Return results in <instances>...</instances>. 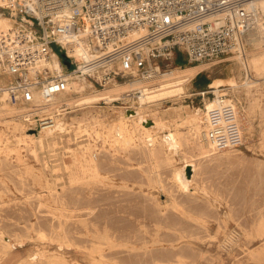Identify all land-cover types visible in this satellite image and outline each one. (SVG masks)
Instances as JSON below:
<instances>
[{"label":"rangeland","instance_id":"1","mask_svg":"<svg viewBox=\"0 0 264 264\" xmlns=\"http://www.w3.org/2000/svg\"><path fill=\"white\" fill-rule=\"evenodd\" d=\"M250 47L247 43L246 50ZM233 56L191 63L183 50L175 51L171 69L201 63L208 68L180 92L143 107L144 119L159 123L158 135L173 129L169 122L176 107L192 114L216 98V89L245 109L249 123H241L239 143L209 158L195 157L192 180L183 173L182 154L172 155L178 151L173 142L166 149L160 139L154 151L141 131L123 130L115 138L120 119L133 123L117 100L59 112L57 123L66 119L69 130L44 147L20 140L25 127H37L17 117L0 119V255L6 239L14 244L13 258L0 264L17 259L25 264H264V53L251 65L252 78L259 80L251 87L241 84L246 71ZM64 65L68 73L72 67ZM78 75L85 87L76 84L58 96L62 102L130 81L118 78L104 86ZM233 78L239 86H231ZM17 109L10 104L7 119ZM78 124L87 130L81 132ZM80 145L91 146L81 154L85 163L94 157L98 172L73 162ZM192 151L185 148L189 155ZM177 174L187 185H180Z\"/></svg>","mask_w":264,"mask_h":264},{"label":"built area","instance_id":"2","mask_svg":"<svg viewBox=\"0 0 264 264\" xmlns=\"http://www.w3.org/2000/svg\"><path fill=\"white\" fill-rule=\"evenodd\" d=\"M256 1L2 0L0 14L22 21L13 19L8 33L0 35V94L7 91L29 127L51 128L59 112L51 109L52 99L75 88L69 73L104 86L130 78L152 87L171 70L175 51L183 50L191 63L244 52L251 34L264 36V9ZM69 38L86 56V70L68 54ZM53 55L63 66V58L69 60L68 73L41 64ZM142 89L127 91L117 102L133 109ZM224 132L225 126L217 125L205 138L215 142Z\"/></svg>","mask_w":264,"mask_h":264},{"label":"bare ground","instance_id":"3","mask_svg":"<svg viewBox=\"0 0 264 264\" xmlns=\"http://www.w3.org/2000/svg\"><path fill=\"white\" fill-rule=\"evenodd\" d=\"M0 3H2V0H0ZM255 4H257L258 6H260L264 9V0H257L255 2ZM12 25H13L12 17L0 14V35L2 33L3 34L8 33V31L12 27ZM71 42H72V39H70V38L66 41V47L68 48V54L70 56H76L79 60L78 61L79 66H80L79 68L86 70L87 69L85 67V65L87 63L86 56H82L83 52H82L81 48L72 47L70 45ZM249 43L252 46V47H250L251 50L249 49V51L245 50L244 52L243 51L242 52L241 51L235 52L234 56H233V60L236 61L238 63V65H240L246 71V77L241 84L244 86H247V87H251L254 83H256V81H259L258 78H252V76H251V65H252L253 61L257 58L258 53H261V54H262V52L264 53V36H262L259 33H253V34H251V36L249 38ZM260 56H262V55H260ZM259 61H261V60H259ZM41 64L50 67L54 72H63L64 71V66H63L62 62L60 61V59L58 58L57 55H53L50 58L43 59ZM207 68H208L207 64L201 63V64L193 65L192 67H184V68L178 67L176 69H171L170 71H168L164 74H161L159 76V78L155 81V85L152 87H150V86L147 87V85H149V84H145L142 81H139V82L128 81L126 83H117L110 88L101 89L98 92L93 90L90 93H87V94H84V95H81L78 97H74V96L69 97L68 99L64 100L63 102L60 99H58V96H57V98L52 99L50 106H51V109H53V110L55 109V111H59V112L67 109L68 107H70L72 105H80V104L85 105L82 107L84 109V107L86 108V107L97 106L96 104L100 101H103L105 103H111L114 100L118 101V100H120L126 96L127 91L142 87L143 88L142 90L144 91V93H143V95L140 96L139 99H137L136 101L133 102L134 111H132L131 113H127L126 110L124 111V117L128 118L130 120H133V123L128 124L127 121L120 119L118 121L119 125H116V126L114 125V129H115V127H117L116 128L117 130H115V133H114L115 138H117V140L120 139V137L122 136L123 130H126L127 132H130V133H135L137 131H139V132L141 131L140 134H141L142 138H144L147 141L150 148L154 149V151L157 149L156 145L160 141V139L162 140L161 143H163V145H164L163 147H165V148L171 142H173L174 147L178 148L177 149L178 151H176V152L171 151V153L173 156L176 154L180 155V153L182 154L181 156L185 160V165L182 166L183 167V173H185L186 180H192L193 177L195 176L196 170H197V162H196L195 157L209 158V157H212L216 154H219L221 152L229 150V149L233 148L237 143H239V141L242 138L241 123H244V124L249 123V121H247V112L245 111V109L239 107L240 105H238L237 101L234 98L226 97V94L221 92L224 89H216L215 90V93L217 94L216 98L213 99L212 101L205 102V104L202 108L193 110L192 114H189L187 109H185L183 106L176 107V109L172 113V115H174V116L176 114V118L173 119L171 122H169L170 126L173 127V129L170 130V133L168 135H166V133L158 135V133L154 132V130L156 128L158 130H160L158 127L159 123L157 124V121L156 122L152 121L151 124L146 123L148 119H144L145 118L144 113L146 110L143 107L145 106V104H150L151 102H154V101L159 100L161 98L171 96L174 93L180 92L182 89H184L188 86L189 82L192 80V78L199 71H203ZM258 68H260V67H258ZM262 72H263V70H262ZM69 74L72 75L74 78H76V81H73L74 80L73 77L71 80V82L74 85L77 84V86H80L82 88L85 87V83L83 81L79 80L80 75H78L77 73H74V72L69 73ZM231 86L232 87L239 86L238 80L233 78ZM202 93H206V92H202ZM63 94H65V93H63ZM61 95L62 94H60L59 96H61ZM36 96H37V98H39V94H37ZM239 96H241V95H239ZM8 101H9V99H8L7 91H2V93L0 94V119H4L6 121H13L16 119V117L22 119L21 116L19 115V109H17V114L16 113L11 114V115H9L10 119L9 118L7 119V117H8L7 113H9V112L8 111L6 112L5 110L7 108H9L10 104H12V103H9L10 101L9 102ZM62 106H63V108H61ZM148 106H150V105H148ZM14 107H16V106H14ZM59 112L57 114H55V124L53 127L42 129L41 131H32L30 128L25 127V129L22 130L23 135H21L22 138H20V140H23L26 143L28 141L31 142L30 146H33V144H35V143H39L40 147H44L46 144H50L51 142L54 141V138L57 137V133L61 134L62 132H67L69 130V125L67 124L66 119L61 118V120L59 121V124L57 123V115L60 114ZM78 121H80V120H78ZM96 121H98V123L103 122L102 119H97ZM104 121H105V119H104ZM14 124H15V121H14ZM57 124H58V126L55 129H53ZM85 125L84 124L79 125L81 132L83 130L84 131L87 130ZM217 125L225 126L224 135L220 136L215 142H210L205 138V135L208 132V130L214 128ZM16 126H19V125H16ZM140 127H141V129H140ZM50 129H53V130H50ZM100 134H101V132H100ZM138 135L139 134H137V136ZM137 136H135V137H137ZM132 139H134V138H132ZM170 140H172V141H170ZM120 142H121V140H120ZM187 146L192 148L193 155H189V154L185 153V148ZM89 147H91V146L90 145L78 146L76 148L77 152L76 151L73 152V155H74L73 162L75 164L81 165V167H83L82 170L84 169V171L92 170L94 172H98V167L94 163V157L92 155H90V157L86 159L87 160L86 163L83 161V155L81 153H84V151L86 149H88ZM154 154H156V152H154ZM188 166H191L192 170H193V175L191 178H189L187 176V173H186V169ZM177 168L179 169V167H177ZM72 176H73V178L76 177L75 174H73ZM176 178L180 182V185L182 187H184V185L186 183L183 181V179H181V176H179V174H177ZM226 239L228 240L229 238H226ZM224 241H226V240H224ZM13 249H14V244L12 243L11 239H8V240L6 239V245L1 251L0 262L5 260L7 257L13 258L12 257V255H13L12 250ZM27 261H28V259H27ZM25 262L26 261H24V260L17 259L16 261L14 260L13 263L6 262L5 264H25Z\"/></svg>","mask_w":264,"mask_h":264},{"label":"water","instance_id":"4","mask_svg":"<svg viewBox=\"0 0 264 264\" xmlns=\"http://www.w3.org/2000/svg\"><path fill=\"white\" fill-rule=\"evenodd\" d=\"M62 56L65 57V54L62 53ZM64 62L66 63V65L70 66V62L68 59H64ZM132 111H134V109H127L126 112L127 113H131ZM148 124H151L152 123V120H147ZM32 131H38L37 129H32ZM186 173H187V176L189 178L192 177V174H193V170H192V167L191 166H188L187 169H186Z\"/></svg>","mask_w":264,"mask_h":264},{"label":"crops","instance_id":"5","mask_svg":"<svg viewBox=\"0 0 264 264\" xmlns=\"http://www.w3.org/2000/svg\"><path fill=\"white\" fill-rule=\"evenodd\" d=\"M199 72H201V71H199ZM199 72H198V73H199ZM198 73H197V74H198ZM197 74H196V75H197ZM196 75H195V76H196ZM195 76H194V77H195Z\"/></svg>","mask_w":264,"mask_h":264}]
</instances>
